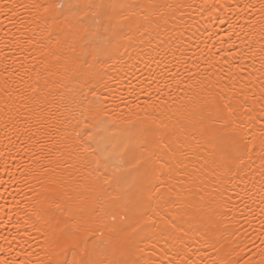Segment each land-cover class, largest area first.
I'll list each match as a JSON object with an SVG mask.
<instances>
[{
	"label": "bare ground",
	"instance_id": "1",
	"mask_svg": "<svg viewBox=\"0 0 264 264\" xmlns=\"http://www.w3.org/2000/svg\"><path fill=\"white\" fill-rule=\"evenodd\" d=\"M84 116L171 146L126 255L98 243L121 209ZM262 130L264 0H0V264H264Z\"/></svg>",
	"mask_w": 264,
	"mask_h": 264
},
{
	"label": "snow or ice",
	"instance_id": "2",
	"mask_svg": "<svg viewBox=\"0 0 264 264\" xmlns=\"http://www.w3.org/2000/svg\"><path fill=\"white\" fill-rule=\"evenodd\" d=\"M100 11L97 15H109L105 5L96 6ZM123 18H127L124 16ZM99 103V101H98ZM148 107H153L148 104ZM139 107V105H137ZM82 128L76 135L82 141L81 148L90 163L100 182V191H104V186H110L112 191L107 195L110 200L118 201L121 209L120 223L113 224L107 231L110 233L105 239V232L99 231V241L101 247L112 255H126L136 246L137 237L150 224H155L154 216L159 215L156 209L166 206L171 189L154 185V173L157 171L156 164L161 168L169 167L163 159V152L158 153L153 148L155 143L163 151H171V146L163 141H153L149 138L145 125V131L137 139L128 137L124 130H121L110 117L106 119H96L95 117L84 116ZM252 146L256 147L255 141ZM261 153H264V130L258 145ZM153 202L156 209H152L153 215H148L146 209L152 208ZM45 209L61 210L59 202H48ZM36 218L39 220L43 211ZM115 215L113 220H115ZM160 219L163 221L164 217ZM173 228L176 223L173 220ZM81 255L85 258L79 264H102L101 261L90 258L87 248L82 249ZM73 264H77L74 260ZM109 264H126L123 260L109 261ZM169 264H173L169 260Z\"/></svg>",
	"mask_w": 264,
	"mask_h": 264
}]
</instances>
